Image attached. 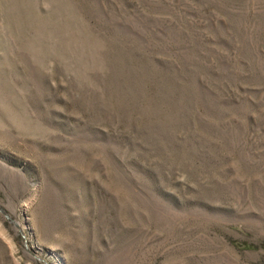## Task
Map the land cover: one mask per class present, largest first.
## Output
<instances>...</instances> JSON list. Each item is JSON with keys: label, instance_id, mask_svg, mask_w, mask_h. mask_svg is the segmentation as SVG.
<instances>
[{"label": "rangeland", "instance_id": "obj_1", "mask_svg": "<svg viewBox=\"0 0 264 264\" xmlns=\"http://www.w3.org/2000/svg\"><path fill=\"white\" fill-rule=\"evenodd\" d=\"M0 264H264V0H0Z\"/></svg>", "mask_w": 264, "mask_h": 264}]
</instances>
